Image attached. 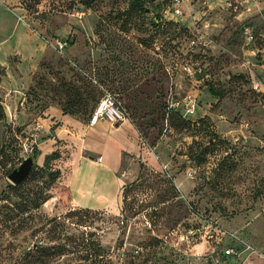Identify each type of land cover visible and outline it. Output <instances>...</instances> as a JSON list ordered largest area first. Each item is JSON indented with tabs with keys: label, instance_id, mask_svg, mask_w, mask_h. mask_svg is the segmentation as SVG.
Listing matches in <instances>:
<instances>
[{
	"label": "rangeland",
	"instance_id": "1",
	"mask_svg": "<svg viewBox=\"0 0 264 264\" xmlns=\"http://www.w3.org/2000/svg\"><path fill=\"white\" fill-rule=\"evenodd\" d=\"M159 1L170 2L151 0L148 6ZM35 2V9L26 8ZM182 2L176 23L155 28L134 13L121 24L127 0H98L91 8L80 0H0L5 112L0 119V191L12 183L8 174L21 163L7 143L8 122L15 121L7 112L15 105L27 115L22 134L29 120L47 117L43 113L50 106L71 105L74 94L79 95L74 115L87 123L104 91L93 85L96 79L128 109L134 133L129 135L131 129L124 126L110 141L118 146L122 139L138 151L121 150V185L136 178L140 165L142 177L130 187L125 203L120 196L115 202L116 177H103L112 205L89 209L80 225V216H71L61 231L93 232L107 264H232L222 255L224 246L234 243L230 234L264 250V107L251 86L253 79L264 80V56L257 53L264 47V0ZM243 23L255 29L254 43H246L240 33ZM64 38L69 44L60 50L56 40ZM16 91L28 96L23 110ZM169 92L177 97L192 93L197 101L192 118H206L209 129L197 123L170 126L163 106ZM243 120L246 130L240 127ZM57 125L50 126L47 145L28 155L32 175L22 188L50 193L56 183L65 186L81 156L99 159L98 137L90 131L84 137L78 130L57 132ZM239 130L245 134L241 143H228ZM210 132L227 143L207 146ZM102 133L103 140L107 132ZM203 145L207 153L193 161L189 152ZM108 159L116 160L113 148ZM53 168L60 177L49 182L47 172ZM85 170L93 175L96 169ZM56 188L55 199L39 208L47 216H63L72 208L65 190ZM217 227L229 233L219 243L207 237ZM39 237L45 244L57 242L46 232L27 241L0 236V264H15L17 243L31 246ZM52 258L50 264H81L75 253ZM30 260L28 255L18 264H32Z\"/></svg>",
	"mask_w": 264,
	"mask_h": 264
},
{
	"label": "trees",
	"instance_id": "2",
	"mask_svg": "<svg viewBox=\"0 0 264 264\" xmlns=\"http://www.w3.org/2000/svg\"><path fill=\"white\" fill-rule=\"evenodd\" d=\"M96 1L98 0H80V3L87 8H91V6ZM150 1L151 0H127V6L124 10L121 11L119 16L121 24H124V22L127 21V19L130 18L133 13L143 16L144 19L147 20L149 25H152V27L155 28H160V27L162 28L168 22L176 23L178 21L177 19H180L178 16H175L172 13L173 0H170L168 5H163V2L159 1L155 4L154 7L148 6L149 5L148 3ZM37 3L38 2H35V4L27 5L26 8L35 9L34 7ZM169 12L172 14V16L170 14V17H169ZM173 16H175L176 18ZM253 32H254L253 41L252 42L245 41L246 43H254L256 41V32L254 28H253ZM240 33H241V26H240ZM257 53H260V56H264V47L258 49ZM94 80L95 82L92 80L95 83L93 85L97 87L99 86L103 90H107L115 96V98L120 102V104L124 108L128 120H130V114L128 112V109L118 99L117 94L106 88H103L100 85L101 80H96V79ZM24 94H25V106H26L28 96L26 92H24ZM256 94L259 95V97H261V102H264V96H261V94L258 92H256ZM78 97L79 95L76 96V94L70 97L71 105L69 106L64 105L63 107H61L62 112L74 115L76 111L73 110L72 105L75 104L76 102L75 100ZM68 98L69 97H67V99ZM98 101L96 102V104L98 103ZM96 104L89 113V116L94 110ZM163 106H164V112L167 115V120L170 126L180 129L189 126L190 123L192 125L197 123L202 128L207 130L209 129V123L206 118L193 119L192 116L194 114L190 116H185L183 115L180 109L168 108L165 99ZM4 116H5L4 106L0 99V119H3ZM8 123H9V127H8L7 143L11 146V148L15 147V150L18 152L17 154L18 160L22 161L25 157L21 153L20 147L18 146L16 140V135L22 134L20 130L21 125H17L14 122L12 123L8 122ZM246 129L247 128H245V130ZM243 137L240 138L238 142H233L231 137L230 139H228V143H230L231 145H239ZM225 141L226 140L224 139H220V137L216 133L210 132L206 145L207 146L221 145L227 143V141L226 142ZM36 150L37 147L33 150V152ZM207 151L208 150L207 148H205V145L199 146L198 150L189 152L190 155L189 157L196 162L197 159L200 158L203 159ZM31 175H32V171L30 170V172L28 173V175L24 180L16 184L8 183L0 191V236H6V237L10 236L14 240L19 238L20 240L27 241V239L29 238H34V237L37 238L39 233L46 232L47 235L52 237L53 241L57 240V242L52 244H45L41 240L42 237H39L37 241H33L31 246L28 244L23 245L21 243H17L18 247L16 246L15 248L18 250L16 251V256L14 261L15 264L25 261L28 255H31L30 262L32 264H50L51 257L54 258V256L57 255L65 256L72 253L76 254V256L79 258V263L81 264H107L108 258L105 254V251L102 248L101 244L92 236L93 232L90 231H87L85 233L81 232L78 235L67 232H64L63 234L61 233V231L66 230L67 227L66 221H68V219L71 216L79 215L80 219L76 223L78 225L83 224L84 219L81 217V215L88 214L89 209L91 208L77 207L68 210L63 216H57V215L47 216L46 214L40 212L39 208L44 204V202H46L50 198V193L43 194L42 191L34 192L29 188L21 187V185L24 184V182H26V180H28V178ZM59 175L60 172L58 168H53L47 172V179L49 180V182H54L56 179L60 177ZM142 175H143V169H142V165H140L136 178L130 183L121 185L120 198L122 203H125L127 194L131 191L130 187H132L135 184V182L142 177ZM217 229L219 228L217 227L212 229V232L214 233V237L212 238V240H216L215 242L219 243L223 240V237L225 235L223 236L221 235L220 232L218 233ZM228 244L229 243H227V245ZM224 257H226L227 259L229 258L227 256Z\"/></svg>",
	"mask_w": 264,
	"mask_h": 264
},
{
	"label": "crops",
	"instance_id": "3",
	"mask_svg": "<svg viewBox=\"0 0 264 264\" xmlns=\"http://www.w3.org/2000/svg\"><path fill=\"white\" fill-rule=\"evenodd\" d=\"M262 88H264V80H262ZM16 92L20 94V91H16ZM8 106L9 105H6V107L9 109ZM262 107H264V102H262ZM21 109L23 110V108ZM7 114L8 116H10V114L14 116L13 117L15 120L14 123H16L17 125H24L26 122V120L23 119L26 118L27 115L24 114V112L21 111L20 109L17 110L16 105L11 110L9 109ZM43 114H47V117L45 118L37 117L31 119L29 120L30 123L26 126V128L28 129L32 125V122L35 120L39 121L43 126L37 149L44 148L47 145L48 141L50 140V138L46 136L49 133H51L50 126L52 125V123H58V125L54 127V130H57V132L74 130L73 132L75 133L76 132L75 130H78L79 133L84 137L86 136V133L90 131L91 135L94 134L96 137H98V140H101V144H102L101 150L99 149L98 151L99 153H96L97 154L96 157L98 158L99 156H101V158L97 160L92 157H85L84 155L81 156L78 159L79 164L77 163V165L74 167L71 175L67 179L65 186H62L59 183L54 184V186L50 190L51 197L47 201H52L53 199H55L56 196L52 195L53 190L54 192L57 193L58 188L56 187H60L65 190L66 195L68 197V202L72 207L71 209L77 207H87V208L90 207L91 209L107 208L110 205H112L113 200L109 199L110 189L107 183L102 180V178L106 177L112 180L114 177H116L115 179L118 181L117 183L118 193L116 194V200H115L116 202L120 196V191H121V183L118 175L120 168L123 167L121 150L131 149V152L133 151L134 153H137L138 151L135 145L131 146V148H127L125 145H123L124 141L122 142L121 141L122 139L120 140L118 146H116L114 143H111L110 136L113 135L114 133H119L121 131H124V126L125 128L129 127V129H131L132 132L129 131V135L134 133L129 120L126 118L119 124H111L106 121H98L96 124L88 126L87 123H83L79 121L75 115L63 113L61 107L59 106L58 107L50 106L49 108H47V110L44 111ZM104 131L107 133L106 135H104V138L102 140L103 135L100 136L99 134ZM43 137L46 138L43 139ZM83 137L81 138V140L82 143L85 144L86 142L83 140ZM111 148H113V152L116 153V160L108 159L109 151ZM94 154L95 153L93 149H91L90 155L94 157L95 156ZM85 167L95 168L96 169L95 173L93 175L88 173L85 170ZM135 172H137V168L135 169ZM86 182L88 183L86 184ZM55 189L57 190L55 191ZM230 262L232 263L231 259Z\"/></svg>",
	"mask_w": 264,
	"mask_h": 264
},
{
	"label": "built area",
	"instance_id": "4",
	"mask_svg": "<svg viewBox=\"0 0 264 264\" xmlns=\"http://www.w3.org/2000/svg\"><path fill=\"white\" fill-rule=\"evenodd\" d=\"M182 3V0H173L172 12L177 16H181L183 13ZM241 34L246 42H252L254 39L253 28L248 23L241 25ZM56 43L60 50L64 49L69 44L67 38L60 40L57 39ZM93 81L95 82V80ZM252 88L254 91L260 93L261 96H264L262 80L253 79ZM165 100L168 108L180 109L185 116L192 115L197 107L196 99L191 93H185L182 96L177 97L173 93L169 92ZM18 104L20 108L25 107L24 92H20ZM10 117L13 118L14 116L10 114ZM126 118L128 119L127 114L120 102L111 92L104 90L101 98L88 118L87 125H94L98 121L119 124ZM240 127L242 129L248 128V122L244 120L241 121ZM42 129V124L35 120L32 122V125L24 131L25 134L16 135L17 144L20 147L21 153L24 157L30 155V153H32L33 150L38 146ZM243 136L244 134L242 130H239L232 136V141L238 142ZM100 158L101 156H99V159ZM217 231L223 236L225 234H229L222 228L217 229ZM230 236L234 243L226 245L222 252L224 256H227L232 260V264H264V251L248 240L235 236L234 234H230ZM207 237L212 239L214 237V233L210 232Z\"/></svg>",
	"mask_w": 264,
	"mask_h": 264
},
{
	"label": "water",
	"instance_id": "5",
	"mask_svg": "<svg viewBox=\"0 0 264 264\" xmlns=\"http://www.w3.org/2000/svg\"><path fill=\"white\" fill-rule=\"evenodd\" d=\"M32 165V157H25L18 166L9 172L8 179L14 184L24 180L30 172Z\"/></svg>",
	"mask_w": 264,
	"mask_h": 264
}]
</instances>
